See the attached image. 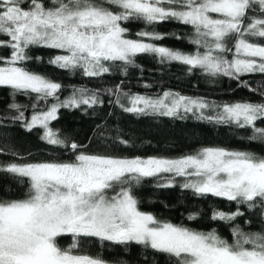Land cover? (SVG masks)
I'll return each mask as SVG.
<instances>
[{
    "label": "snow or ice",
    "instance_id": "6c2138e0",
    "mask_svg": "<svg viewBox=\"0 0 264 264\" xmlns=\"http://www.w3.org/2000/svg\"><path fill=\"white\" fill-rule=\"evenodd\" d=\"M144 25L133 33L127 24ZM176 22L190 28L181 35L161 33L157 25ZM185 39L192 51L159 42ZM0 88L7 89L15 115L0 116V127L10 120L26 131L40 130V140L56 146L47 160H31L10 145H0V173L23 188L10 198L9 186L0 195V264H130L123 255L106 258L87 245L96 240L101 250L133 245L142 249L144 264H264V151L201 145L192 152L165 156H121L108 143L134 147L117 130L79 143L54 129L61 109L88 114L107 103L140 117L187 119L243 131L239 137L264 149V80L252 87L246 76L264 77V0H0ZM35 49L56 52L46 61ZM4 50L8 55L2 54ZM149 55L160 65L177 62L188 74L206 79L227 77L237 87L258 94V100L217 102L173 89L159 94L112 87L64 85L29 67L47 63L69 75L103 80L116 71L127 77L137 58ZM150 89L151 84L145 83ZM70 89L61 99V93ZM23 95L30 105L16 103ZM31 108V115L26 112ZM112 113L110 112L109 115ZM96 139L105 150H89ZM151 178L156 188L191 190L198 197L223 198L234 211L213 207L210 220L229 226L231 239L217 228L203 230L177 224L142 210L138 190ZM177 178H180L178 181ZM248 217V218H245ZM201 213L186 219L197 221ZM243 219V224L239 221ZM70 235L72 243L59 240Z\"/></svg>",
    "mask_w": 264,
    "mask_h": 264
},
{
    "label": "trees",
    "instance_id": "16d2710c",
    "mask_svg": "<svg viewBox=\"0 0 264 264\" xmlns=\"http://www.w3.org/2000/svg\"><path fill=\"white\" fill-rule=\"evenodd\" d=\"M133 33L144 27L142 23L133 22L127 24ZM157 30L161 33L175 32L178 35L186 31L190 32L188 26L181 25L176 22H164L157 25ZM5 38V37H0ZM160 44L184 51H192L193 46L185 39H176L168 37L159 42ZM4 55H8V51L4 50ZM56 52L47 49H35L33 56H41L45 61L55 55ZM137 63L142 66L143 71L139 68L129 67L127 77L122 76L119 71L115 74H106L104 79H90L76 75H69L65 70L57 69L48 65L46 62L37 64L30 62L29 67L40 73L48 74L53 80L64 85H86L89 88L112 87L121 80L124 81L126 89L141 94H159L165 89H173L187 96L206 97L209 100L217 102H229L238 99L258 100V94L250 92L247 88L237 87L235 81L229 80L227 77L218 78L216 80L206 79L198 71L188 74L185 66L177 62L170 65H160L149 55H141L137 58ZM252 87H258L264 77L260 75L246 76ZM151 84L150 89H146L143 85ZM70 89H65L61 93V99L69 95ZM105 104L97 106L95 112L90 109L88 114H84L76 109H61L58 119L52 122L54 129H60L61 132L70 139H75L79 143L88 144L89 138L98 137L96 132L97 125L106 126L105 135L115 137L119 130L125 139H130L134 147H126L120 144H112L107 150L114 155L121 156H165L179 157L181 155L192 152L201 145L222 146L231 149L251 148L255 151H264L258 143L247 142L239 137L245 135L243 131H234L227 125L216 126L204 121H199L189 114L187 119H172L169 117H140L124 113L118 107L107 103L108 97L105 96ZM34 100L29 97L18 95L16 103L22 105H30ZM11 103L8 90L0 88V116L15 115L14 110H8L7 105ZM31 108L25 113L26 116L31 115ZM112 113L109 115V113ZM5 126L0 127V145H10L14 150L18 151L22 156L28 153L33 155L31 160H47L52 157L49 153H60L56 146L47 145L40 140V130L26 131L20 124H13L10 120L4 122ZM89 150L104 151V145L94 139L89 144ZM13 159L8 154L0 155V160L9 161ZM179 181L180 178H177ZM155 181L149 178L145 185L138 190V195L142 198V210L152 212L162 219L170 220L173 223H181L203 230L217 228L225 237L231 239L229 226L223 222H216L209 219L213 207L224 210L234 211L235 204L230 203L223 198L198 197L191 190L181 189L178 184L173 188H156ZM13 189L10 198H19L23 194V188L7 174L0 173V195H4V189L7 187ZM201 213V218L197 221H188L186 219L190 212ZM248 218V217H245ZM243 224V219L239 221ZM61 246H68L72 243L70 235L64 236L59 240ZM87 247L90 251H102L106 258H113L123 255L130 264H144L141 259L142 249L140 246L133 245L128 251H124L120 247L106 248L101 250L98 241H91ZM158 264H165L163 257H157Z\"/></svg>",
    "mask_w": 264,
    "mask_h": 264
}]
</instances>
